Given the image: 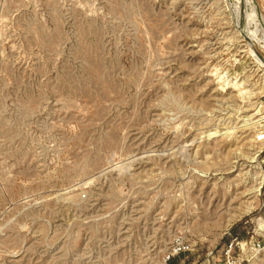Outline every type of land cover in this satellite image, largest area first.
Here are the masks:
<instances>
[{"label": "rangeland", "instance_id": "1", "mask_svg": "<svg viewBox=\"0 0 264 264\" xmlns=\"http://www.w3.org/2000/svg\"><path fill=\"white\" fill-rule=\"evenodd\" d=\"M253 21L244 0H0V264H224L258 239Z\"/></svg>", "mask_w": 264, "mask_h": 264}, {"label": "built area", "instance_id": "2", "mask_svg": "<svg viewBox=\"0 0 264 264\" xmlns=\"http://www.w3.org/2000/svg\"><path fill=\"white\" fill-rule=\"evenodd\" d=\"M257 235L258 239L247 241L230 235L231 239L226 243L222 255L224 264H252L253 258H256L264 251V222H259ZM177 249L178 252H181L183 248L178 244ZM253 250L257 252V255L252 258L251 252Z\"/></svg>", "mask_w": 264, "mask_h": 264}, {"label": "bare ground", "instance_id": "3", "mask_svg": "<svg viewBox=\"0 0 264 264\" xmlns=\"http://www.w3.org/2000/svg\"><path fill=\"white\" fill-rule=\"evenodd\" d=\"M228 1V0H227ZM253 1H255V0H244V2L246 3V5H247V7H248V10L251 12V14H252V16H253V19H254V23L256 24V25H261V26H263V28H264V22H263V19H262V17H261V15H260V13H259V11H258V9H257V6L255 5V3L253 2ZM236 2H238V1H236ZM235 3V2H234ZM240 4V3H239ZM238 4V5H239ZM242 4H244L243 2H242ZM238 5L236 6V7H238ZM232 6H233V4H232ZM232 8H234V7H232ZM239 11V10H238ZM234 14H235V12H234ZM243 14V13H242ZM237 16V15H236ZM248 16V15H247ZM242 18V17H241ZM237 19V18H236ZM255 26V25H254ZM258 27V26H257ZM256 27V28H257ZM258 30H256V32H257ZM259 34H260V32L258 31V34H256V39L259 41V43H260V45H262L263 47H264V30H263V35H262V37L261 38H258V36H259ZM256 40V41H257ZM257 41V42H258ZM256 55V54H255ZM257 56V55H256ZM255 56V57H256ZM259 58V57H258ZM262 59V58H261ZM258 61H259V59H258ZM264 64V63H263ZM257 141H264V133H261L260 134V136H258L257 137ZM260 254V253H259ZM257 255V252L255 251V250H253L252 252H251V256H252V258L253 257H255ZM261 255V254H260ZM259 256V255H258Z\"/></svg>", "mask_w": 264, "mask_h": 264}]
</instances>
